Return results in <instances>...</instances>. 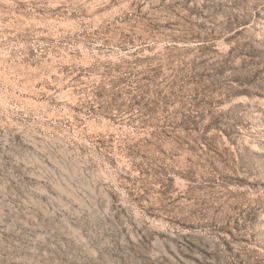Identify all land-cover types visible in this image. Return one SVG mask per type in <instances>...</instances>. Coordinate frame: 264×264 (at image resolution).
<instances>
[{
    "label": "rangeland",
    "instance_id": "1",
    "mask_svg": "<svg viewBox=\"0 0 264 264\" xmlns=\"http://www.w3.org/2000/svg\"><path fill=\"white\" fill-rule=\"evenodd\" d=\"M0 264H264V0H0Z\"/></svg>",
    "mask_w": 264,
    "mask_h": 264
}]
</instances>
